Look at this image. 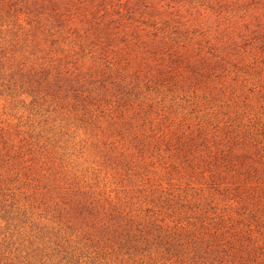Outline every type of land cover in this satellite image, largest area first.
Returning <instances> with one entry per match:
<instances>
[{"label":"rangeland","instance_id":"obj_1","mask_svg":"<svg viewBox=\"0 0 264 264\" xmlns=\"http://www.w3.org/2000/svg\"><path fill=\"white\" fill-rule=\"evenodd\" d=\"M0 264H264V0H0Z\"/></svg>","mask_w":264,"mask_h":264}]
</instances>
